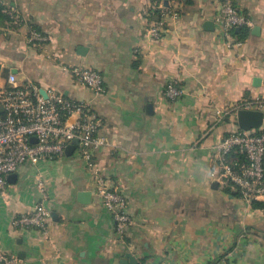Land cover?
I'll list each match as a JSON object with an SVG mask.
<instances>
[{
	"label": "crops",
	"instance_id": "0c3cea01",
	"mask_svg": "<svg viewBox=\"0 0 264 264\" xmlns=\"http://www.w3.org/2000/svg\"><path fill=\"white\" fill-rule=\"evenodd\" d=\"M153 1L0 0L23 20L13 26L1 10L0 88L13 74L19 85L90 103L96 135L106 142L94 161L106 185L125 197L131 219L119 239L75 149L7 177L0 254L16 255L19 264H121L126 254L136 264H207L218 257L217 264H264V198L244 200L217 177L214 158L215 144L239 129L236 116L216 121V109L264 99V0H234L252 23L239 41L221 36L220 0H172L167 5L179 17L167 18L152 40ZM31 27L48 37L43 51L27 44ZM58 63L98 72L104 94L93 96ZM171 80L184 93L174 101L163 95ZM82 191L90 193L87 204L80 203ZM41 192L50 213L46 230L13 227Z\"/></svg>",
	"mask_w": 264,
	"mask_h": 264
},
{
	"label": "built area",
	"instance_id": "2783aa9c",
	"mask_svg": "<svg viewBox=\"0 0 264 264\" xmlns=\"http://www.w3.org/2000/svg\"><path fill=\"white\" fill-rule=\"evenodd\" d=\"M170 2L172 0H154L150 5V13L156 12L158 16L147 30V36L152 40L161 37L167 18L176 20L179 17L176 9L168 7ZM2 12L13 26L23 22L11 8H3ZM215 23L224 39L229 38L235 29L252 26L250 19L238 11L234 0H220ZM26 42L43 51L48 37L31 27ZM52 59L57 61L56 57ZM58 66L87 87L93 96L104 94L105 87L98 72L61 63ZM39 91L40 88L31 82L19 85L13 74L8 75L7 86L0 88V191L4 189L7 177L22 165H37L62 158L66 147L72 140H77L76 150L92 174L96 194L103 207L111 214L115 235L123 238L131 219L125 197L106 185L94 161V153L106 142L96 135L98 121L90 103L68 99L52 88L44 89L46 98H43ZM183 94L177 80L165 85L163 95L166 99L174 101ZM263 109L264 99L244 100L236 105L219 107L215 111V119L221 121L236 116L239 110ZM70 118H73L72 123H68ZM214 158L217 177L224 184L233 187L248 202L264 198V120L258 130L238 129L222 137L214 146ZM45 200L46 196L41 192V198L32 211L19 214L12 219L11 225L44 232L50 219ZM0 264H19V259L13 254H0Z\"/></svg>",
	"mask_w": 264,
	"mask_h": 264
},
{
	"label": "water",
	"instance_id": "95a60500",
	"mask_svg": "<svg viewBox=\"0 0 264 264\" xmlns=\"http://www.w3.org/2000/svg\"><path fill=\"white\" fill-rule=\"evenodd\" d=\"M206 27L212 28L211 22H206ZM239 31V29H236ZM258 32V27L252 29V33ZM83 50L82 47L78 48L79 54ZM40 94L43 98H46V93L44 89H40ZM263 113L261 111L254 110H239L236 114V122L237 126L240 130L243 131H251L258 130L263 124ZM31 142H35L34 139H31ZM77 140H72L71 143L65 149V156H71L76 149ZM12 175V174H11ZM10 176V175H9ZM80 199V203L87 204L90 199V193L86 191H82L78 194ZM121 264H136L137 261L133 258L131 254H126L124 259L120 260Z\"/></svg>",
	"mask_w": 264,
	"mask_h": 264
},
{
	"label": "trees",
	"instance_id": "16d2710c",
	"mask_svg": "<svg viewBox=\"0 0 264 264\" xmlns=\"http://www.w3.org/2000/svg\"><path fill=\"white\" fill-rule=\"evenodd\" d=\"M1 10H2V7H0V17H2ZM153 13L156 15V12H153ZM33 28L36 29L35 27H33ZM37 31H39V30H37ZM232 35L236 38V40H238V41L242 40L248 35V29L247 28H240L239 31H236V29H235V30L232 31ZM1 75H2V71H1V68H0V76ZM1 113L2 112H1V109H0V115H1ZM220 258L221 257H218L215 260L208 262L207 264H217V262L219 261Z\"/></svg>",
	"mask_w": 264,
	"mask_h": 264
}]
</instances>
